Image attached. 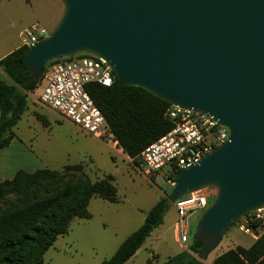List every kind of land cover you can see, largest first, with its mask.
<instances>
[{
    "label": "water",
    "instance_id": "1",
    "mask_svg": "<svg viewBox=\"0 0 264 264\" xmlns=\"http://www.w3.org/2000/svg\"><path fill=\"white\" fill-rule=\"evenodd\" d=\"M49 34L24 56L28 73L86 52L124 85L210 114L226 141L179 169L171 203L213 188L196 236L207 255L243 216L264 207V0H58Z\"/></svg>",
    "mask_w": 264,
    "mask_h": 264
},
{
    "label": "trees",
    "instance_id": "2",
    "mask_svg": "<svg viewBox=\"0 0 264 264\" xmlns=\"http://www.w3.org/2000/svg\"><path fill=\"white\" fill-rule=\"evenodd\" d=\"M27 50L19 47L0 59V67L10 78V82L0 80V149L15 137L13 126L26 110L27 93L41 84L42 74L32 77L26 69ZM86 90L104 116L117 145L133 160L172 127L171 121L164 117L169 103L140 87L124 85L115 76L110 86L90 83ZM178 171H174L172 182ZM113 180L110 174L91 180L80 164H68L59 170H18L11 179L1 181L0 200L13 194L19 205L0 208V264H43L45 252L59 235L67 232L70 221L74 217L90 216L88 204L93 196L117 200ZM40 191L44 194L36 196ZM170 203L168 193L162 195L138 228L100 264H123L131 258L162 223ZM249 226L256 231L262 228L259 221ZM202 246L203 240L193 233L188 245L190 251L181 250L161 264H204L207 255ZM146 264H152L151 260ZM213 264H264V232L248 247L237 246L222 252Z\"/></svg>",
    "mask_w": 264,
    "mask_h": 264
},
{
    "label": "rangeland",
    "instance_id": "3",
    "mask_svg": "<svg viewBox=\"0 0 264 264\" xmlns=\"http://www.w3.org/2000/svg\"><path fill=\"white\" fill-rule=\"evenodd\" d=\"M59 5L62 11V6L58 2ZM0 6H7V14L0 15V40L13 45L19 40V32L32 24L29 16L18 17L20 13L22 15L23 11L27 10V5L24 0H12L11 2L0 0ZM41 9L45 13L48 7L44 5ZM50 31L47 29L45 36ZM40 90L41 86L27 93L26 112L17 122L14 132L22 138H27V135L31 134L33 148L40 154L45 168L59 170L64 165L80 164L83 172L91 180L102 178L105 174L114 177L113 184L116 187L119 201L111 203L97 198L102 204L99 206L93 204L91 208L93 217L90 220L75 218L69 226L68 236L64 234L63 243L73 240L81 241L82 237L84 242L78 243V246L86 254L93 255L97 252L96 255H100L99 246L102 247L101 244H110V241L114 243L125 238L143 222L149 208L162 195L170 191L169 180L173 176L172 168L166 165L156 173L144 175L127 159L118 145L113 147L110 140L105 143L84 134L68 120L37 103L36 97ZM17 145L11 148L9 155L17 163L27 165V168L40 164L31 156L19 155ZM2 157L0 155V158ZM205 193L211 195L209 205L215 196V189L207 188ZM43 194V191H40L36 196L41 197ZM26 197L29 198L30 195ZM16 201V197L9 194L5 199L0 200V208H12L19 205ZM207 207L192 217L190 239L195 233L200 215ZM173 219L174 208L169 204L162 223L151 232L137 256L128 264H146L149 256H151L149 259L152 264H161L169 256L183 250L175 241L172 229ZM79 227L89 229L81 231ZM156 237L159 239L155 240ZM253 242L254 239L240 231L236 223L224 233L219 244L207 255L211 257L237 246L248 247ZM93 246L95 249H92ZM150 252H152L151 255H149Z\"/></svg>",
    "mask_w": 264,
    "mask_h": 264
},
{
    "label": "built area",
    "instance_id": "4",
    "mask_svg": "<svg viewBox=\"0 0 264 264\" xmlns=\"http://www.w3.org/2000/svg\"><path fill=\"white\" fill-rule=\"evenodd\" d=\"M46 34L44 26L32 23L19 32L20 47L28 49ZM41 74L37 103L68 120L84 134L105 143L110 140L113 147L117 146L104 116L86 90L90 83L102 86L113 83L114 74L103 58L86 52L76 53L47 62ZM164 117L171 121L172 127L144 147L135 160L127 156L146 176L160 171L166 165H170L174 173L197 163L204 154L226 141L229 135L227 127L199 110L170 104ZM206 189L191 192L173 202V234L183 250L190 251L188 245L192 217L208 205L211 195L205 193ZM255 221L261 223L262 228L258 231L249 226ZM236 223L240 231L256 240L264 232V207L248 213Z\"/></svg>",
    "mask_w": 264,
    "mask_h": 264
},
{
    "label": "crops",
    "instance_id": "5",
    "mask_svg": "<svg viewBox=\"0 0 264 264\" xmlns=\"http://www.w3.org/2000/svg\"><path fill=\"white\" fill-rule=\"evenodd\" d=\"M8 1L11 2L12 0H8ZM24 1L27 5V10H24L22 15L20 13L18 15V17L25 18V16H29V21L31 20L32 23H39L41 25H44L45 28L51 30L53 28V26L56 24L57 20L60 17V14H61L60 13L61 7H60V5L58 6L59 1L58 0L57 1L56 0H24ZM43 4L48 7V10L45 13L41 9V6H44ZM6 7L7 6H0V15L7 14ZM19 47H20V41L19 40L17 43H15L13 45H10L8 42H3L2 40H0V59L3 58L5 55L11 53L12 51L16 50ZM0 80L10 82V78L2 70L1 67H0ZM25 112H26V110L24 111V113ZM24 113L22 114V116L24 115ZM33 116H35V115L33 114ZM35 117L37 118V116H35ZM16 125H17V123L13 126V132H14V127ZM14 134H15V137L12 138L10 143L7 146H5L4 148L0 149V155L3 156L2 158H0V182L5 180V179H11L13 177V175L18 170H25L28 172H32L36 169L45 168L44 167L45 165H43L42 158L40 157V154L38 152H36L35 149L33 148V144H32L33 137L30 136L31 134L27 135V138L19 137L15 132H14ZM15 144H18L17 146H18V154L19 155H22L24 157L31 156L32 159L38 161L40 164H37L34 167L27 168L28 167L27 165L24 166V165H21L20 163H17L13 158H11L9 156L11 148ZM171 182L172 181L170 180L169 184L172 186ZM97 198H100L103 201L111 202V203L119 201L118 196H117L116 201H109V200L103 199L99 196H93L90 199L89 204H88V211L90 213V216L88 218L74 217L70 221L69 226L71 225V223L73 222V220L75 218H79L81 220H90L93 217L92 212H91V208H92L93 204L96 206H99L102 204V203H100V201H98ZM170 204L173 206V203H170ZM174 218H175V210H174ZM173 221H174V219H173ZM79 228L81 231L89 229V228L83 229L82 227H79ZM68 229H69V227H68ZM172 229H173V224H172ZM67 232H68V230H67ZM67 232L65 233L66 236H68ZM64 238H65L64 234L59 235L57 237V239L55 240L54 244L50 248L47 249V251L44 254L43 264H100L104 259H107L108 257H110L114 253V251L116 250L118 245L125 239V238H123L121 240H117L114 243L110 241V244H101L102 247L99 246L100 251H101L100 255H96L97 252H95L93 255H89V254H86L82 250V248H80L78 246V243L84 242L83 241L84 238L81 237V241L80 240H75V241L73 240V241L68 242V243L67 242L63 243ZM76 239H79V238H76ZM85 239H87V238H85ZM157 239H159V238L156 237L155 240H157ZM141 247L135 252V254L131 258H129L123 264H128L129 262H131L137 256ZM92 249H95L94 246L92 247ZM151 253L152 252H150V254ZM221 253L222 252L214 254L211 257H208V255H207L206 259L203 260V263L204 264H213L214 258ZM149 257H151V256H149ZM149 257L146 259V261L149 259Z\"/></svg>",
    "mask_w": 264,
    "mask_h": 264
}]
</instances>
